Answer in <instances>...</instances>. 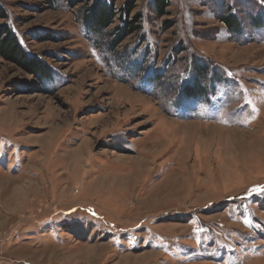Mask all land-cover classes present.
Instances as JSON below:
<instances>
[{
	"label": "rangeland",
	"instance_id": "rangeland-1",
	"mask_svg": "<svg viewBox=\"0 0 264 264\" xmlns=\"http://www.w3.org/2000/svg\"><path fill=\"white\" fill-rule=\"evenodd\" d=\"M109 1L0 0L50 70L0 58V264H264V0Z\"/></svg>",
	"mask_w": 264,
	"mask_h": 264
},
{
	"label": "trees",
	"instance_id": "trees-1",
	"mask_svg": "<svg viewBox=\"0 0 264 264\" xmlns=\"http://www.w3.org/2000/svg\"><path fill=\"white\" fill-rule=\"evenodd\" d=\"M44 4L52 7L58 0H42ZM156 13L159 17L167 15L166 9L169 7L168 0H154ZM70 8L82 6L83 25L94 35H101L115 23L117 12L115 2L109 0H66ZM134 3H130L128 9L123 8L119 11V19L122 21L120 26L115 29V36L110 40V49L114 50L123 43L128 37L138 34L141 30V17L128 18L135 10ZM9 18V12L0 5V58L5 62H10L16 67L25 70L26 73L34 76L37 80L47 79L50 75L49 67L41 60L31 58L28 52L21 46L19 38L13 33L6 20ZM257 20V19H256ZM222 21L227 28L239 32L240 22L235 17L227 15ZM6 23V24H4ZM170 25V23L168 24ZM44 78V79H43Z\"/></svg>",
	"mask_w": 264,
	"mask_h": 264
}]
</instances>
